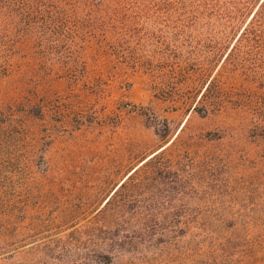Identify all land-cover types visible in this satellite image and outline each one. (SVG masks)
I'll return each mask as SVG.
<instances>
[{
    "label": "rangeland",
    "instance_id": "1",
    "mask_svg": "<svg viewBox=\"0 0 264 264\" xmlns=\"http://www.w3.org/2000/svg\"><path fill=\"white\" fill-rule=\"evenodd\" d=\"M66 9L2 85L0 108L42 115L22 117L24 143L0 161V264H264V140L248 113L187 109L84 32L92 7ZM117 231L131 235L105 258Z\"/></svg>",
    "mask_w": 264,
    "mask_h": 264
},
{
    "label": "trees",
    "instance_id": "2",
    "mask_svg": "<svg viewBox=\"0 0 264 264\" xmlns=\"http://www.w3.org/2000/svg\"><path fill=\"white\" fill-rule=\"evenodd\" d=\"M70 3L93 8L84 32L100 41L102 50L133 67L154 69L156 88L166 83L187 109L202 116L227 106L248 113L250 135L264 140V0H0V97L14 57L31 39L37 49L45 47L46 36L71 17ZM5 106L0 161L7 162L30 130L22 117L42 114L34 104L20 112ZM123 232L112 233L105 258L123 250L122 239L131 235Z\"/></svg>",
    "mask_w": 264,
    "mask_h": 264
},
{
    "label": "water",
    "instance_id": "3",
    "mask_svg": "<svg viewBox=\"0 0 264 264\" xmlns=\"http://www.w3.org/2000/svg\"><path fill=\"white\" fill-rule=\"evenodd\" d=\"M152 155H153V153H152V154H150V155H149V157H150V156H152Z\"/></svg>",
    "mask_w": 264,
    "mask_h": 264
}]
</instances>
